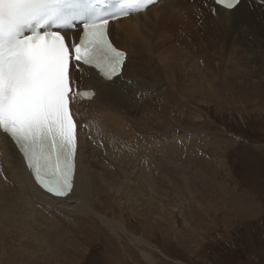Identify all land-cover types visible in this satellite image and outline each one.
<instances>
[{"label":"rangeland","instance_id":"374dc122","mask_svg":"<svg viewBox=\"0 0 264 264\" xmlns=\"http://www.w3.org/2000/svg\"><path fill=\"white\" fill-rule=\"evenodd\" d=\"M164 3L174 21L155 53L175 78L111 160L114 147L98 148L95 176L110 170L113 190L49 221L19 211L32 232L1 235L0 264H264V8L215 29L196 19L195 0Z\"/></svg>","mask_w":264,"mask_h":264},{"label":"snow or ice","instance_id":"6c2138e0","mask_svg":"<svg viewBox=\"0 0 264 264\" xmlns=\"http://www.w3.org/2000/svg\"><path fill=\"white\" fill-rule=\"evenodd\" d=\"M67 2L0 0V131L15 142L36 182L54 197H68L74 187L77 135L70 112V92L82 99L96 95L91 90L72 92L70 67L79 68V64L73 67L72 62L94 67L105 80L120 76L126 53L111 42L109 21L143 11L157 0H120L118 11L97 15L83 24V35L73 50L60 31L47 30L50 25L70 23L71 17L61 8ZM214 3L236 9L242 0ZM24 13H39L42 20L25 29L19 23ZM97 87L103 90L102 84Z\"/></svg>","mask_w":264,"mask_h":264},{"label":"bare ground","instance_id":"6f19581e","mask_svg":"<svg viewBox=\"0 0 264 264\" xmlns=\"http://www.w3.org/2000/svg\"><path fill=\"white\" fill-rule=\"evenodd\" d=\"M262 3L264 0H242L236 9L231 11L217 6L218 14L215 18L209 9L211 4L214 5V0H195L194 14L199 22L211 25L215 29H222L230 23L239 22L241 17L248 18L255 15L256 10L261 12L264 8L261 7ZM164 4V0H159L157 5L149 7L144 13L133 14L109 25L108 35L111 42L118 49L126 52L124 71L120 76L113 80H105L82 64L72 63L73 67L79 64L78 70H72L71 67L72 85L78 90L94 91L96 95L90 101L78 100L71 106L79 132L74 187L68 197L54 198L43 192L35 183L16 144L0 131V236L13 231L15 224L17 228H21L24 236L32 232L29 219L23 218L25 215L15 219L19 211L32 216L31 218L49 221L52 216L51 210L72 214L82 212L93 201L94 196L110 192L112 172L106 171V180L98 181L95 176L93 161L97 158L98 148L114 147L111 149L110 156L107 157L111 160L115 150L123 147L128 140L130 126L138 124L136 115L141 113L139 122H144L146 118L144 113L163 103L162 100L166 98L163 96V80L172 85L170 80L175 78L173 70L162 69L155 53V35L160 34L162 25L167 21H174V15L170 9L163 7ZM155 11L160 14L153 16L152 13ZM143 18H146L147 22L142 23ZM77 34L78 31L66 35L70 39V37L75 38ZM235 52L242 54V47H236ZM166 74H168L167 78L164 76ZM230 75L233 76V74ZM128 80L134 83L129 84ZM98 84L103 85L102 91L97 87ZM205 89H207L206 84L199 88L201 90L199 94L206 98ZM207 91L209 92L208 89ZM147 101L150 102V107H144L142 110ZM89 115L93 118V124L88 121ZM84 123L86 125L83 127ZM89 136H91V143L97 139L95 145L93 144L94 148L90 147ZM114 142L118 145L114 146ZM102 143H105L104 148L101 147ZM90 150L94 151L91 153L93 159L85 164L82 156ZM154 150L155 153L158 151L157 144L151 149L152 152ZM143 172L151 176L153 169ZM142 177L144 178L143 173ZM122 178V184L126 186V183L124 184L126 176L123 172ZM124 189V186H121L118 190L120 192Z\"/></svg>","mask_w":264,"mask_h":264},{"label":"built area","instance_id":"2783aa9c","mask_svg":"<svg viewBox=\"0 0 264 264\" xmlns=\"http://www.w3.org/2000/svg\"><path fill=\"white\" fill-rule=\"evenodd\" d=\"M251 39H252V38H251ZM247 40H248V38H247ZM254 43H255V42L253 41L252 44L254 45ZM253 45H252L251 47L256 51L257 49H255V47H254ZM255 51H252V52H255ZM252 52H249V53H252ZM231 60H233V58H232Z\"/></svg>","mask_w":264,"mask_h":264}]
</instances>
